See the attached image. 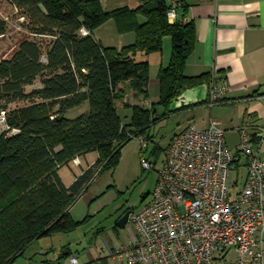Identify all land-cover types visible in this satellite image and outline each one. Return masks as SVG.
<instances>
[{"label":"trees","instance_id":"trees-1","mask_svg":"<svg viewBox=\"0 0 264 264\" xmlns=\"http://www.w3.org/2000/svg\"><path fill=\"white\" fill-rule=\"evenodd\" d=\"M6 1L26 17L31 36L0 60V109L8 110V130L0 135V264H13L37 239L83 223L71 208L93 177L115 169L131 140L152 138L148 130L156 122L184 110L170 111L184 91L215 80L209 72L186 74L196 24L170 22L168 0L110 11L101 0ZM185 10L186 2L178 12L184 17ZM111 19L121 34L135 32L136 40L121 48L102 45L95 31ZM8 29L0 15V37ZM167 37L172 55L159 71L158 102L132 103L133 95L150 97L148 56L162 53ZM16 102L25 104L13 107ZM86 103L88 110L68 117ZM127 109L128 122L121 114ZM90 152H98L97 161L67 185L61 168ZM67 252L63 258L72 255Z\"/></svg>","mask_w":264,"mask_h":264},{"label":"built area","instance_id":"built-area-1","mask_svg":"<svg viewBox=\"0 0 264 264\" xmlns=\"http://www.w3.org/2000/svg\"><path fill=\"white\" fill-rule=\"evenodd\" d=\"M168 1L169 21H187L178 12L185 0ZM228 91L212 81L209 104L227 101ZM7 114L0 109V135L8 130ZM248 129L241 127L237 150L228 146L224 129L214 123L207 128L191 123L178 133L166 149L151 200L130 213L133 242L119 250L104 247L109 262L119 257L123 264H212L217 255L233 250L236 264H264V127L253 136ZM138 138L148 146L146 137ZM243 161L247 179L237 190L233 173ZM143 164L156 168V161ZM100 258L71 255L69 264H104Z\"/></svg>","mask_w":264,"mask_h":264},{"label":"rangeland","instance_id":"rangeland-1","mask_svg":"<svg viewBox=\"0 0 264 264\" xmlns=\"http://www.w3.org/2000/svg\"><path fill=\"white\" fill-rule=\"evenodd\" d=\"M101 2L104 8L110 11L123 6L135 8L141 5L142 0H101ZM0 15L9 19L8 32L0 37V60H2L12 56L20 40L31 36L27 19H22L26 17L6 0H0ZM95 38L106 47L120 48L133 43L136 40V33L121 34L115 20L111 19L95 31ZM170 41V38L166 39L171 48ZM39 84L38 80L34 86ZM34 86H28V89ZM130 100L132 103L147 106L143 96L138 99L131 96ZM24 104L25 102H16L12 106ZM86 110H88L87 103L70 110L68 117L75 118ZM121 114L126 122L130 121L131 110H123ZM190 116L192 114H189V111H179L156 122L148 130L152 138H146L149 143L146 147L139 138L131 140L123 148L117 167L95 175L85 192L71 208V214L75 220L85 221L71 232L55 233L37 239L13 264H39L40 262L69 264L70 256L62 257L67 249L72 252V255L83 260L107 256L108 248L104 249L107 246L119 250L130 245L134 240V228L130 224L120 227L121 215L128 211L139 210L151 200V193L158 179V169L161 168L166 157L167 146L174 134L188 122ZM98 157V152H90L78 160L80 164L72 161L61 168L60 174L63 181L66 184H72L89 164L97 161ZM143 160L156 161V168L145 169ZM123 263L124 260L119 257L110 262V264Z\"/></svg>","mask_w":264,"mask_h":264},{"label":"crops","instance_id":"crops-1","mask_svg":"<svg viewBox=\"0 0 264 264\" xmlns=\"http://www.w3.org/2000/svg\"><path fill=\"white\" fill-rule=\"evenodd\" d=\"M185 2V17L193 21L197 29V42L188 59L186 74L198 76L209 72L217 85H226L229 91L225 102L213 106L204 102L181 109L189 111L192 116L173 138L191 123L199 128H207L214 123L224 129L228 146L237 150L241 144V127L248 125L252 136L264 127V100L260 99L264 93V0ZM168 44L165 40L162 53L148 56L151 79L150 97L145 99L147 106L160 98L159 71L170 63L172 55V47ZM189 90H196L191 95L200 98L210 93V85L203 84ZM133 97L138 99L141 96ZM260 153L264 157V136ZM247 174L248 169L243 161L233 173L238 179L237 190L244 186ZM68 250L64 253H68ZM236 258V253L229 250L217 255L212 264H236Z\"/></svg>","mask_w":264,"mask_h":264},{"label":"water","instance_id":"water-1","mask_svg":"<svg viewBox=\"0 0 264 264\" xmlns=\"http://www.w3.org/2000/svg\"><path fill=\"white\" fill-rule=\"evenodd\" d=\"M197 88V87H195ZM197 90V89H196ZM196 90H186L184 91L172 104H171V107H170V111L171 112H175V111H179L181 109H183L184 107L186 106H189V105H192V104H200V103H203V102H206L208 101V98H209V94L208 97L207 95H205L204 97H198V98H194L191 93L193 91H196ZM208 90V89H207ZM129 217H130V211H128L127 213H125V215L123 217L120 218V221H119V226L120 227H125L128 223V220H129Z\"/></svg>","mask_w":264,"mask_h":264},{"label":"flooded vegetation","instance_id":"flooded-vegetation-1","mask_svg":"<svg viewBox=\"0 0 264 264\" xmlns=\"http://www.w3.org/2000/svg\"><path fill=\"white\" fill-rule=\"evenodd\" d=\"M125 213H127V212H125ZM125 213H123V214L121 215V217H123V216L125 215ZM130 213H131V211H130Z\"/></svg>","mask_w":264,"mask_h":264}]
</instances>
